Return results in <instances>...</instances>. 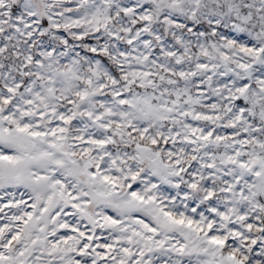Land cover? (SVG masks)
I'll return each instance as SVG.
<instances>
[{
  "label": "snow or ice",
  "instance_id": "obj_1",
  "mask_svg": "<svg viewBox=\"0 0 264 264\" xmlns=\"http://www.w3.org/2000/svg\"><path fill=\"white\" fill-rule=\"evenodd\" d=\"M0 264H264V0H0Z\"/></svg>",
  "mask_w": 264,
  "mask_h": 264
}]
</instances>
